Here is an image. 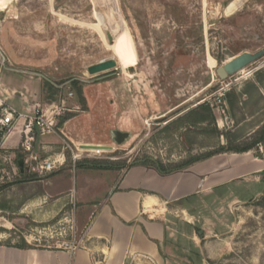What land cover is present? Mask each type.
<instances>
[{"label": "rangeland", "instance_id": "rangeland-1", "mask_svg": "<svg viewBox=\"0 0 264 264\" xmlns=\"http://www.w3.org/2000/svg\"><path fill=\"white\" fill-rule=\"evenodd\" d=\"M259 52L264 0H0V74L7 73L0 76V102L20 96L9 87L37 82L47 102H66L65 120L79 114L94 126L76 142L65 136L62 145L71 149L62 167L0 183V243L27 239L56 248L73 233L85 234L74 195L48 219L26 207L30 196L42 193L39 176H72V189L80 191L76 172L64 171L122 172L146 159L175 168L215 154L257 165L221 188L169 206L159 264H264V54L227 80L216 72ZM111 60L116 69L89 73ZM89 88L101 96L94 109L84 97ZM204 104L214 120L192 125L187 115ZM117 130L129 133L121 144ZM78 144L104 147L83 152ZM247 146L253 148L246 153L231 151ZM23 180L21 189L12 187Z\"/></svg>", "mask_w": 264, "mask_h": 264}, {"label": "crops", "instance_id": "crops-1", "mask_svg": "<svg viewBox=\"0 0 264 264\" xmlns=\"http://www.w3.org/2000/svg\"><path fill=\"white\" fill-rule=\"evenodd\" d=\"M0 76L7 77L6 71L1 70ZM19 86L9 87V90L20 96L5 97L0 106L5 104L20 111L32 112L36 105L44 109L52 105L46 101V91L41 89L40 83L27 80ZM84 94L89 107L94 109L101 96L90 88L84 90ZM93 109L91 113L94 115ZM81 117L84 116L75 115L61 125L60 135L38 134L33 143L34 154L39 158L64 162L62 142L65 136L76 142L78 137L94 130V126L84 124ZM93 117L96 119L97 115ZM21 140V129L18 128L4 146L16 150ZM77 146L83 152L104 147ZM230 159L225 155H216L169 173H162L156 166L143 162L133 164L122 172L85 167L64 171L76 172L77 182L80 179V191L72 189V176L60 179L39 176L37 182L43 187L42 193L30 196L26 207L36 218L48 219L65 208L74 195L82 205L78 220L85 229L83 245L71 254L61 247L32 244L27 239L19 245L4 242L0 243V264H159L163 261L167 240L169 206L180 205L195 196L221 188L254 171L257 165ZM24 182L12 187L21 189ZM58 184L60 186L56 187ZM4 229L10 231L9 228Z\"/></svg>", "mask_w": 264, "mask_h": 264}, {"label": "built area", "instance_id": "built-area-1", "mask_svg": "<svg viewBox=\"0 0 264 264\" xmlns=\"http://www.w3.org/2000/svg\"><path fill=\"white\" fill-rule=\"evenodd\" d=\"M70 96L72 97L73 94L71 93ZM66 111L68 109L64 100L46 109L36 105L32 112L20 111L5 104L0 106V183L11 181L25 173L44 175L64 165L60 160L41 159L36 156L33 143L38 134H61L59 123ZM18 128L21 129L22 134L19 147L16 150L5 148L9 136ZM66 149H71V146L66 144L64 150ZM78 158L79 156L74 154V160ZM20 159L24 160V173L21 172L18 164ZM73 235L60 246L71 254H75L82 247L85 236L84 234L78 237L76 233Z\"/></svg>", "mask_w": 264, "mask_h": 264}, {"label": "water", "instance_id": "water-1", "mask_svg": "<svg viewBox=\"0 0 264 264\" xmlns=\"http://www.w3.org/2000/svg\"><path fill=\"white\" fill-rule=\"evenodd\" d=\"M263 54H264V52H259L257 54H250V53L242 54V55L234 58L226 66L219 67L216 72H217V74L221 80H227L231 74L240 70L241 68H243L247 64L256 61ZM116 68H117L116 61L111 60V61H107V62H102L99 65L91 67L89 69V73L91 75H96V74L103 73V72H106V71H109L112 69H116ZM114 135L116 136L117 142L120 144L123 143L129 137V133L122 132L119 130L114 131ZM87 146H90V145H83L82 147H87ZM93 146L100 147L99 145H93ZM105 147H107L111 150L114 149L112 146H105ZM18 164H19L21 172L24 173L25 172L24 160L20 159L18 161ZM199 234L202 235L203 231H200Z\"/></svg>", "mask_w": 264, "mask_h": 264}, {"label": "trees", "instance_id": "trees-1", "mask_svg": "<svg viewBox=\"0 0 264 264\" xmlns=\"http://www.w3.org/2000/svg\"><path fill=\"white\" fill-rule=\"evenodd\" d=\"M82 93V91H80ZM226 99V98H225ZM66 118H62L60 120V123L59 124H63L65 123L67 120H65ZM186 119L192 123V125H196L198 123H203V122H206V121H209V120H214V116H213V113L211 111V108L208 104H204V105H201L199 106L198 108L192 110L186 117ZM253 147L252 146H247V147H244V148H237V149H231V151H234L235 153H246L248 151H250ZM215 154H212V155H209L205 158H201V159H196L194 161H191V162H188L186 165L182 166V167H175V168H166L162 163L160 162H157L153 159H146V160H143V161H139V162H143L145 164H151V165H154L156 166L159 171H161L162 173H169V172H173V171H177V170H180V169H184L188 166H190L191 164L193 163H196V162H199V161H202L204 159H209L211 157H213ZM139 162H136V163H139ZM134 163V164H136ZM82 165V164H80ZM133 165V164H132ZM83 166V165H82ZM107 169V168H105Z\"/></svg>", "mask_w": 264, "mask_h": 264}, {"label": "bare ground", "instance_id": "bare-ground-1", "mask_svg": "<svg viewBox=\"0 0 264 264\" xmlns=\"http://www.w3.org/2000/svg\"><path fill=\"white\" fill-rule=\"evenodd\" d=\"M13 1H16V0H6V3H7V4H10V3H12ZM108 2L110 3V0H108ZM116 59H118V58H116Z\"/></svg>", "mask_w": 264, "mask_h": 264}]
</instances>
